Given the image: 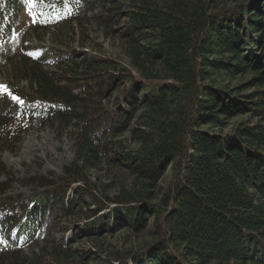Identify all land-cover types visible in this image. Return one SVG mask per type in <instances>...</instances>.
Wrapping results in <instances>:
<instances>
[{"label": "trees", "instance_id": "16d2710c", "mask_svg": "<svg viewBox=\"0 0 264 264\" xmlns=\"http://www.w3.org/2000/svg\"><path fill=\"white\" fill-rule=\"evenodd\" d=\"M24 4L0 6V175L33 122L73 157L0 201V264H264V0H33L15 35ZM91 29L120 58L71 48Z\"/></svg>", "mask_w": 264, "mask_h": 264}, {"label": "rangeland", "instance_id": "374dc122", "mask_svg": "<svg viewBox=\"0 0 264 264\" xmlns=\"http://www.w3.org/2000/svg\"><path fill=\"white\" fill-rule=\"evenodd\" d=\"M4 3L5 0H2L0 6L3 7ZM25 4L26 6L23 8L21 13L20 23L14 31L15 35L20 28L29 27L36 20L35 13L29 8L32 7V0H27V3L25 0ZM93 9L91 10L93 11L92 13L99 10L97 7H93ZM90 14V11H88L86 15L89 16ZM74 35L75 39L72 40V43L70 44L71 48L75 50L78 49V47L80 50H85L86 48V50H91V52H96L98 54L99 51H93L91 47L92 45L101 49L102 51L99 53L104 54L103 56L120 58V47L116 40L112 37H106L102 31L98 29H91L84 34L83 39L78 38L76 34ZM1 39L2 37L0 34V41ZM84 39L87 41L89 47L81 45V43H86ZM78 40L83 42H80V45H78ZM48 41L49 39L46 44ZM17 44H20L18 39ZM0 61L2 60L0 59ZM242 79H245V77ZM0 85L4 86L3 88H0V91L8 90L4 76H0ZM28 106L37 110L43 109V104L39 101H35ZM32 124L33 128L28 130V132L24 135L15 154L10 153L9 151L1 153V162L5 165L12 178L9 179L6 175H0V201H6L7 198L25 199L34 191L33 186L26 184L24 181L27 180L28 176L47 174L49 172L60 174L63 167L69 163L73 157L72 141L67 134L60 135L49 127L39 128L36 122H33ZM104 175L106 176V174ZM102 177V174H95V176H91L90 180L92 184L96 186L100 183L107 182V179ZM123 233L124 231H121L120 233L111 235L106 238V241L109 240L111 243L116 242L118 246L117 248H122L120 246L125 247L129 245V243L126 241L125 244L124 240L123 245L121 236ZM120 243H122V245ZM25 249H27V247Z\"/></svg>", "mask_w": 264, "mask_h": 264}, {"label": "snow or ice", "instance_id": "6c2138e0", "mask_svg": "<svg viewBox=\"0 0 264 264\" xmlns=\"http://www.w3.org/2000/svg\"><path fill=\"white\" fill-rule=\"evenodd\" d=\"M31 6V5H30ZM4 86H2V85H0V88H3ZM14 100H19V98L18 97H15V96H13L12 97Z\"/></svg>", "mask_w": 264, "mask_h": 264}]
</instances>
